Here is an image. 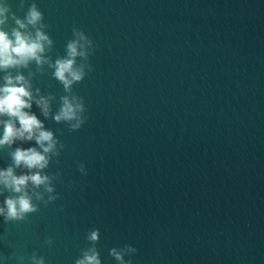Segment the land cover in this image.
Masks as SVG:
<instances>
[{
  "label": "water",
  "instance_id": "95a60500",
  "mask_svg": "<svg viewBox=\"0 0 264 264\" xmlns=\"http://www.w3.org/2000/svg\"><path fill=\"white\" fill-rule=\"evenodd\" d=\"M32 5L52 45L40 64L0 68V88L24 77L23 111L54 147L38 131L0 145V171L49 178L27 184L29 223L0 218V264H76L90 250L100 264H264V0H0V30L35 36L16 24ZM76 33L91 43L66 88L55 63ZM64 98L82 106L76 119H55ZM9 121L20 127L0 115V139ZM18 148L47 166L17 167ZM16 195L0 183V206Z\"/></svg>",
  "mask_w": 264,
  "mask_h": 264
},
{
  "label": "clouds",
  "instance_id": "9594fccd",
  "mask_svg": "<svg viewBox=\"0 0 264 264\" xmlns=\"http://www.w3.org/2000/svg\"><path fill=\"white\" fill-rule=\"evenodd\" d=\"M5 11L6 9L0 8V16H3ZM25 20L26 23L19 19L16 20V24L19 25L20 29H25L28 25L36 27L41 24L43 14L35 5H32ZM3 23L4 19H0V24ZM76 35L78 39L69 42L67 45V57L58 59L55 63V76L64 83L66 88L74 81L81 80L84 75L82 69L74 67L77 56H87V52L83 50L84 45L80 41L91 43L87 41V38L82 33H76ZM12 36L14 39L10 38L5 31L0 30V68L26 66L32 60H35L37 64L44 62L42 54L45 52L46 46L50 47L52 45V40L40 27H36L35 36L19 30H14ZM5 80V85L0 88V115L17 118L20 127L16 128L10 121L6 122L0 145L11 144L15 139L31 140L35 132L38 131V135H35L36 142L41 147L44 146L45 141L49 142L47 147H43L44 152H49L54 147L52 133L42 130L43 126L35 115H30L23 111V109L31 107L29 101L32 99L31 92L24 84V77L21 75L15 78L8 76L5 77ZM37 103L42 105L44 111L47 112V101L44 98H41ZM76 109L82 110V106L77 104L74 107L68 98H64L63 107L55 119L57 121L61 119L68 121L76 119ZM79 126V123L72 125L73 128H78ZM13 160L17 167L23 165L28 169H43L47 166L45 156L35 149L23 150L18 148L13 153ZM48 180L47 176H42L39 172L31 175L16 176L11 167L0 171V183L10 191L18 194L6 197L3 206H0V218H2L3 222L5 224L29 223L30 214L37 212L38 206L32 203V199L26 191L27 184L31 182L35 187L39 188L41 185L47 184ZM46 190L48 192L53 191L50 186ZM50 199L55 198L50 197ZM98 236V230H94L90 233L88 239L96 241ZM45 243L50 245L52 240L49 238ZM112 254L115 255L116 259H122L115 250H113ZM4 259L5 264H7L9 259H14L15 264H46L45 258L38 256L36 253L28 257L15 253L14 257ZM76 264H100V260L98 259V254L94 250H90V253L86 252L81 259L77 260Z\"/></svg>",
  "mask_w": 264,
  "mask_h": 264
}]
</instances>
